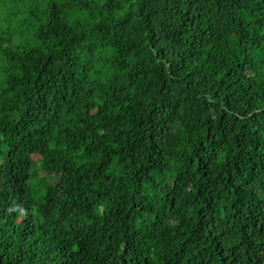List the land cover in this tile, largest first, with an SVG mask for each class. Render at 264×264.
I'll return each mask as SVG.
<instances>
[{
	"label": "trees",
	"instance_id": "1",
	"mask_svg": "<svg viewBox=\"0 0 264 264\" xmlns=\"http://www.w3.org/2000/svg\"><path fill=\"white\" fill-rule=\"evenodd\" d=\"M0 264H264V0H0Z\"/></svg>",
	"mask_w": 264,
	"mask_h": 264
},
{
	"label": "rangeland",
	"instance_id": "2",
	"mask_svg": "<svg viewBox=\"0 0 264 264\" xmlns=\"http://www.w3.org/2000/svg\"><path fill=\"white\" fill-rule=\"evenodd\" d=\"M39 158L38 155H34V159L37 160ZM44 173L43 172H40V175H43Z\"/></svg>",
	"mask_w": 264,
	"mask_h": 264
}]
</instances>
